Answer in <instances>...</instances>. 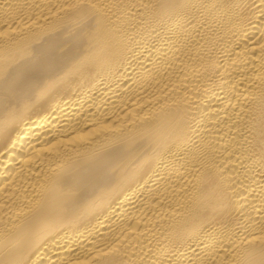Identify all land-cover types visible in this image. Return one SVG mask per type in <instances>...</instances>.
I'll return each mask as SVG.
<instances>
[{
	"label": "bare ground",
	"instance_id": "1",
	"mask_svg": "<svg viewBox=\"0 0 264 264\" xmlns=\"http://www.w3.org/2000/svg\"><path fill=\"white\" fill-rule=\"evenodd\" d=\"M0 264H264V0H0Z\"/></svg>",
	"mask_w": 264,
	"mask_h": 264
}]
</instances>
